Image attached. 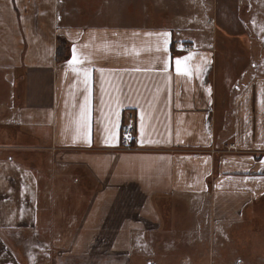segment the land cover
Here are the masks:
<instances>
[{
  "label": "crops",
  "instance_id": "crops-1",
  "mask_svg": "<svg viewBox=\"0 0 264 264\" xmlns=\"http://www.w3.org/2000/svg\"><path fill=\"white\" fill-rule=\"evenodd\" d=\"M33 147L51 165L30 166ZM87 183L79 212L71 187ZM166 206L202 230L161 231ZM257 228L264 0H0V264H130L132 251L145 264H264L243 252ZM18 233L48 242L22 251ZM159 236L184 245L146 240Z\"/></svg>",
  "mask_w": 264,
  "mask_h": 264
},
{
  "label": "rangeland",
  "instance_id": "rangeland-1",
  "mask_svg": "<svg viewBox=\"0 0 264 264\" xmlns=\"http://www.w3.org/2000/svg\"><path fill=\"white\" fill-rule=\"evenodd\" d=\"M230 145V144H229ZM42 150L40 147H33L32 151H30V155L29 158L30 159H27L28 161V164L32 167H40L42 165H51V161L49 159H47L46 157H42L41 156V153ZM41 156V157H40ZM68 176V175H66ZM65 176V177H66ZM65 177H62L61 179H66ZM39 178V176H38ZM83 180V179H82ZM84 181V180H83ZM88 185H81L79 189V187H77L76 184H74L75 187H71V190L73 191V193L75 192L74 196L71 198L72 202L75 203V206L79 208V212L82 211V204L84 203V198H87V196L92 193L91 190L93 189V184H89L87 183ZM58 184L55 182V186H57ZM88 186V187H87ZM85 188H88V189H85ZM66 190V188H65ZM89 191V192H88ZM61 193H62V187H55V191H54V197L53 198H56V201L59 202V199L60 196H61ZM77 195V196H76ZM171 197L173 198H186L187 200L190 199V200H193V196L190 195H172ZM58 198V199H57ZM75 207V210H77ZM81 207V208H80ZM55 208V212L54 213H57L56 215H59L60 214V211L58 209L60 208H56V207H53ZM181 208L183 207H177L176 210L177 212L175 213V211L172 210V208L170 206H166L164 210L161 209V214H160V219L161 221L159 222L160 223V229L161 231L163 232H169L170 229L174 230L175 232L178 233V235H183L184 232H191L192 229H196L197 231L199 230H202V222L200 221H197L199 220V218H195V215L190 218L189 217V212H183L181 211ZM77 212V211H75ZM172 213V214H175L174 216H171V218L169 217V214ZM182 213V214H180ZM260 221L258 220L257 224H259ZM245 230H247V227L244 229V233L246 234ZM200 234V233H199ZM198 234V235H199ZM18 235L20 236H16V240H17V243L18 245L21 247L22 251L25 249V243L30 240V239H33L36 241V243L40 246V245H45L46 242V239L42 238V237H36V238H32V237H25L24 233H18ZM39 238H42V239H39ZM196 238V237H195ZM71 238H65L64 241L67 243ZM47 240H51V239H47ZM150 246L151 245H158V243H160V245L162 246H165V245H169L172 241L174 242V240L178 241V245H181L183 246L184 245V237H178V238H175V239H171L169 238L168 236H165V237H157V238H149V239H146ZM190 241L191 238H189ZM172 242V243H173ZM195 242V241H194ZM193 244H199V241L198 242H195ZM42 243V244H40ZM171 243V244H172ZM247 243V244H245ZM244 244L247 246L246 248L247 249H244L243 252H247V253H250L252 255V258L256 255H253L255 254L254 251H259L262 252L264 251V233H263V228L262 229H258L257 228V231L256 233H254V235H251L250 237H248V240L246 238H244ZM46 251V250H45ZM240 251H242V249L240 248ZM34 256H36V261L40 260L41 258H43V255L41 254V252H38L35 254H33ZM32 255V256H33ZM54 255V254H53ZM249 255V254H248ZM249 255V256H251ZM152 256V255H150ZM65 257V256H64ZM131 257H132V262L130 264H145L146 263V260L149 256L147 255H144V254H139V253H136L135 251H132L131 253ZM149 258H153V257H149ZM66 260V263L68 262L67 258H63ZM154 259V258H153ZM184 261V260H183ZM198 264V263H197ZM200 264H206L205 263V260L203 258V260L200 262Z\"/></svg>",
  "mask_w": 264,
  "mask_h": 264
},
{
  "label": "built area",
  "instance_id": "built-area-1",
  "mask_svg": "<svg viewBox=\"0 0 264 264\" xmlns=\"http://www.w3.org/2000/svg\"><path fill=\"white\" fill-rule=\"evenodd\" d=\"M130 118H133L132 114H129ZM134 135V129L129 122H125L121 125V142L122 146L126 148H131V143ZM234 143L230 144V147L233 148Z\"/></svg>",
  "mask_w": 264,
  "mask_h": 264
},
{
  "label": "trees",
  "instance_id": "trees-1",
  "mask_svg": "<svg viewBox=\"0 0 264 264\" xmlns=\"http://www.w3.org/2000/svg\"><path fill=\"white\" fill-rule=\"evenodd\" d=\"M68 43L65 39L58 37L56 45V58L58 60L64 59L68 56Z\"/></svg>",
  "mask_w": 264,
  "mask_h": 264
},
{
  "label": "snow or ice",
  "instance_id": "snow-or-ice-1",
  "mask_svg": "<svg viewBox=\"0 0 264 264\" xmlns=\"http://www.w3.org/2000/svg\"><path fill=\"white\" fill-rule=\"evenodd\" d=\"M165 37L168 35L167 33H164L163 34ZM165 42H167V41H165ZM73 62H76V57H75V55L73 56ZM180 64H181V61L179 60V59H177L176 60V65H177V72H180L181 71V69H180ZM87 75H88V73L87 72H85V77L87 78Z\"/></svg>",
  "mask_w": 264,
  "mask_h": 264
}]
</instances>
